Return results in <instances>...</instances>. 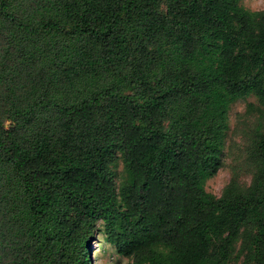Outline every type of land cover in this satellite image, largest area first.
Listing matches in <instances>:
<instances>
[{
  "label": "trees",
  "instance_id": "trees-1",
  "mask_svg": "<svg viewBox=\"0 0 264 264\" xmlns=\"http://www.w3.org/2000/svg\"><path fill=\"white\" fill-rule=\"evenodd\" d=\"M251 94L252 183L216 197ZM99 226L133 264H264V9L0 0V264H91Z\"/></svg>",
  "mask_w": 264,
  "mask_h": 264
},
{
  "label": "rangeland",
  "instance_id": "rangeland-1",
  "mask_svg": "<svg viewBox=\"0 0 264 264\" xmlns=\"http://www.w3.org/2000/svg\"><path fill=\"white\" fill-rule=\"evenodd\" d=\"M242 4L251 10L264 9V0H242ZM258 104L259 100L251 94L236 100L230 108L227 135L224 142L221 166L217 172L206 180L207 191L220 197L226 185L232 178H236L240 185L247 187L253 179L252 165L248 164L249 140L256 121V112L250 110L249 103ZM116 180L119 184L124 177V164L119 158L115 167ZM100 230L90 237L91 264H133L132 259L118 253L116 247L109 243L103 231ZM238 247L234 250L228 264H243V257L238 256Z\"/></svg>",
  "mask_w": 264,
  "mask_h": 264
}]
</instances>
